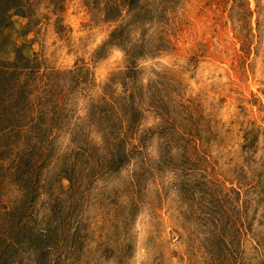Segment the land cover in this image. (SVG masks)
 Masks as SVG:
<instances>
[{
    "label": "rangeland",
    "instance_id": "1",
    "mask_svg": "<svg viewBox=\"0 0 264 264\" xmlns=\"http://www.w3.org/2000/svg\"><path fill=\"white\" fill-rule=\"evenodd\" d=\"M7 16L0 264H264V0Z\"/></svg>",
    "mask_w": 264,
    "mask_h": 264
},
{
    "label": "trees",
    "instance_id": "2",
    "mask_svg": "<svg viewBox=\"0 0 264 264\" xmlns=\"http://www.w3.org/2000/svg\"><path fill=\"white\" fill-rule=\"evenodd\" d=\"M13 0H0V28L7 22V8Z\"/></svg>",
    "mask_w": 264,
    "mask_h": 264
},
{
    "label": "clouds",
    "instance_id": "3",
    "mask_svg": "<svg viewBox=\"0 0 264 264\" xmlns=\"http://www.w3.org/2000/svg\"><path fill=\"white\" fill-rule=\"evenodd\" d=\"M252 242H253V243H255V241H254V240H253Z\"/></svg>",
    "mask_w": 264,
    "mask_h": 264
}]
</instances>
